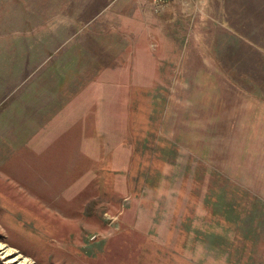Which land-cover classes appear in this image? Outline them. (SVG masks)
Instances as JSON below:
<instances>
[{"label":"rangeland","instance_id":"rangeland-1","mask_svg":"<svg viewBox=\"0 0 264 264\" xmlns=\"http://www.w3.org/2000/svg\"><path fill=\"white\" fill-rule=\"evenodd\" d=\"M49 1L0 0V264H264V0Z\"/></svg>","mask_w":264,"mask_h":264},{"label":"crops","instance_id":"crops-1","mask_svg":"<svg viewBox=\"0 0 264 264\" xmlns=\"http://www.w3.org/2000/svg\"><path fill=\"white\" fill-rule=\"evenodd\" d=\"M64 3L66 5H69L68 7L66 6L67 8H69V11H67L68 16L70 15V18H71V14L73 13L72 15L73 19H75L76 21L87 19V21L89 22L92 19H96L98 15H103V12H105V10H108L107 14L101 16L100 17L101 20L111 19L110 21L114 20L115 22L127 20L128 28L127 29L124 28L121 35H129L130 41L134 42L136 39V29H135L136 20H137L136 5L137 3L144 4L145 2L143 0H64ZM170 4L177 5V2H174V0L173 1L170 0ZM164 7L165 5L162 8ZM164 10H166V13H168L167 7L164 8ZM100 22L101 24L104 25L102 21ZM121 24L122 23H119L120 28L123 27L121 26ZM100 34L106 35L107 32L104 31ZM90 35H97V33L91 32ZM134 35H135V38L131 39V37ZM149 42H151V40ZM144 51L147 54V56L152 54V51L149 48L147 49L145 47ZM120 73H123V72H120Z\"/></svg>","mask_w":264,"mask_h":264},{"label":"built area","instance_id":"built-area-1","mask_svg":"<svg viewBox=\"0 0 264 264\" xmlns=\"http://www.w3.org/2000/svg\"><path fill=\"white\" fill-rule=\"evenodd\" d=\"M144 2H153L155 4H160L161 2L165 1V0H143Z\"/></svg>","mask_w":264,"mask_h":264}]
</instances>
